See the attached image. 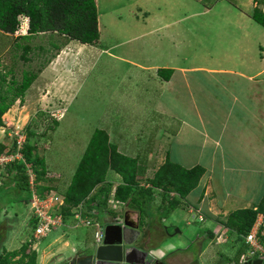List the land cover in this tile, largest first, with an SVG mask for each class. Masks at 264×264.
I'll list each match as a JSON object with an SVG mask.
<instances>
[{
  "label": "rangeland",
  "instance_id": "obj_1",
  "mask_svg": "<svg viewBox=\"0 0 264 264\" xmlns=\"http://www.w3.org/2000/svg\"><path fill=\"white\" fill-rule=\"evenodd\" d=\"M169 1L173 3L177 0ZM184 1L178 0L177 4L184 8L186 5ZM97 4L99 21H101V35L96 45L82 44L75 40L68 41L57 33H40L32 36L29 40H22L19 39L21 35H6L0 31V68L11 72L8 78L11 79L14 76L20 82L26 71L38 74L25 93L23 102L17 100L4 114V123L0 124V141L10 145L15 137L28 136L30 143L36 145V151L45 157L48 169L54 171L55 174L59 172L62 174L60 179H57L59 177L57 175L54 180H51L53 184L55 181L61 182V185H58L60 193L67 189L68 185H64L68 183V180H71L81 156L97 128L107 130L110 141L119 145L128 154H140L137 158L144 161L143 165L146 166L144 174H139L140 184L144 186L147 185V178L153 177L168 151H170L172 160L176 161L183 157L180 153L185 154L188 151V148L182 150L181 146L176 145L177 140L172 138L181 127V120L176 119L183 114L182 111L185 112L188 108L187 90H183L180 94L164 90L160 101L159 89L161 85L158 79L157 82L154 81L156 78L151 80L152 83L149 86L147 71L134 64L159 63L163 66L169 63L170 56L172 59L175 58V63L181 65H197L199 62L203 64L201 54L210 53L208 50L214 51L211 54L220 64H224L226 59H230L224 58V54L230 53L233 56V61L236 62L239 56V43L235 45L231 42L230 46L233 48L228 50L225 48L223 40L219 41L216 36L218 33L220 39H226L227 36L223 34L225 31L231 33L234 30L237 32L234 20L227 11L225 0H222L208 14L201 15L197 17L198 19L189 20L195 26L205 23L203 28H210L212 33L205 31V35L203 32L202 34L194 32L192 36L180 39V47H176L177 41L172 43V40L164 37H159L162 40L158 42L156 38H153L160 36L158 34L157 36L143 35L145 31L165 28V19L158 17L160 15L168 17V7H165L167 0H97ZM172 6L177 8V5L173 4ZM230 6L234 9L233 5ZM205 9V6L199 5L192 10L203 11ZM176 10L178 11V9ZM147 11L152 12L153 19H146ZM181 14L183 15L179 18L168 19V21L181 20L180 18L184 17L185 13ZM184 20L182 18L181 21ZM260 27L263 26L253 21L251 27L247 26L246 29L252 35L257 34L260 41L264 42V29ZM180 28L183 27H178V29ZM222 28H226V30L223 31ZM239 35L244 40V35ZM53 42L59 44L60 48L55 47ZM17 43L31 46L32 49L27 54L28 60L22 58L24 49L17 46ZM253 45L254 42L252 47ZM250 51V55L247 54ZM262 52L264 53V50ZM197 53L198 55H196ZM244 53L245 56H252V53H256L253 57L259 58L260 56V51H253L249 45L248 49L245 48ZM203 57L207 64L209 56L204 55ZM252 60L253 58H250L249 61ZM249 68L245 65L242 70L249 72ZM253 69L252 74L255 77L257 75V80L264 79V59L259 68L260 74H258L259 71L255 72L256 68ZM136 72L137 74H135ZM137 75L142 77L139 78ZM210 76L208 73L206 80ZM216 76L220 77V75ZM206 82L210 85L209 80ZM213 86L215 91L220 92L218 85ZM167 93L174 99H169L166 96ZM202 100L203 104L207 105L208 101ZM163 110L168 111L166 113L168 115L175 111L173 119H170L169 116L166 117ZM191 116L193 117L192 113ZM53 120H57L58 123L55 124ZM190 154L191 151L188 152V156ZM228 160L230 161L229 158ZM232 163L234 170L228 171L226 177L231 175L233 179L227 181V187L219 186L217 188L218 200L222 201L226 197L225 192L228 189L232 193L227 197V200L231 203L235 200L237 204L227 205V213L223 211L219 215L220 219L226 218L230 211L244 206V195L238 191L240 187H243L241 185L243 177H240L243 163H238V160ZM209 164L211 163L209 162ZM251 164L256 165L255 163ZM236 166L241 172L235 170ZM243 168H245L244 172L249 169L244 165ZM212 170L215 178H219L223 172L217 165L213 166ZM3 171L7 172L3 168L0 174L1 252L18 249L33 237L28 221L30 204L26 203L29 202L30 193L14 188V184H8L10 180L7 178L2 186ZM237 179H240L238 183ZM250 189L249 185L245 193ZM188 199L190 200V198ZM94 203L95 201L89 204L93 205ZM110 204L111 202H108V206ZM181 208L180 206L166 215L163 208H159L160 211L157 212V207L153 205L143 212L142 224L147 225L151 230L158 222L168 224V229L173 232V235L175 234L174 238L168 235L158 241L154 239L152 241V248H155L154 253L158 255L168 247V258L165 257V259H168L169 264H232L226 258L233 260L238 255L239 243L235 241L236 235L230 234V230L226 226L223 228L217 225L219 227L216 229L217 238L207 246V241L200 238L202 235L201 225L209 224L210 227H214L216 224L209 219L203 221L198 213L189 214ZM174 211L175 214L181 212V224L175 222L173 217H171L172 220H167ZM118 212L124 213V208L118 209ZM102 213L100 212L98 215L100 220H103ZM90 216L93 217V213H90ZM187 220H190V225L187 224ZM63 228V226H59L56 230H51L52 232L50 231L47 237L40 240L37 245L39 251L56 249L58 244L54 242V239L58 233L63 231ZM66 230L68 229L66 228ZM69 233L78 241L84 238L85 242L88 241V246L91 245V249L94 247L92 245L94 227L80 226L77 230L70 229ZM158 237L156 235V238ZM35 245L33 242L30 249H35ZM202 245L207 247L200 252L199 248ZM176 247L180 248L176 249ZM82 248L85 249L84 246ZM68 255L69 252L65 254V256ZM37 262L38 264H62L61 262L54 263L52 260L45 263V259L40 260L39 255Z\"/></svg>",
  "mask_w": 264,
  "mask_h": 264
},
{
  "label": "crops",
  "instance_id": "obj_2",
  "mask_svg": "<svg viewBox=\"0 0 264 264\" xmlns=\"http://www.w3.org/2000/svg\"><path fill=\"white\" fill-rule=\"evenodd\" d=\"M184 2L186 5L182 8L181 5L177 4L178 0L173 3L172 1L170 2L167 0L165 7H168V17L165 15H160L158 17L165 19V28L163 30L152 29L148 32L145 31L143 35L153 34L154 36H157L158 34L160 36L153 37L156 38L158 42L162 40L159 39V37H164L172 40V43L177 41L178 45H176V47H180L181 38H188L189 36H192L194 32L201 34L202 32L205 34V31L207 33L211 32L210 28H203L205 23H199L195 26L192 25L189 20L194 18L198 19L197 17L208 14L216 7V5L222 2V0H185ZM225 3L227 11L234 20L233 23L237 32L232 30V32L229 33L225 31L226 28H222L221 30L225 31L223 34H225L227 38L220 39L218 33H216V36L219 41L223 40L222 42L228 50L233 48L230 46L231 42L232 44L235 43V45L239 43V56L237 57V62L233 61V56L228 53L224 54V58L230 59H226L227 61L224 64H220V62L215 60L214 55L211 54L214 51L208 50L210 53L201 54L203 64L199 62L197 65H181L179 63H175L176 60L175 58L172 59V56L169 57V63L164 64L163 66L159 65V63L147 65H142L140 63L134 64L136 67L147 71V84L149 86L152 83L151 80L156 78L154 81L157 82L158 79L159 84L161 85L159 89L160 101L162 98L161 95L164 94V90L174 91L175 93L178 92L179 94L183 90H187L188 92V108L185 112L182 111L183 114L176 119L181 120V127L175 135L172 136V138L177 140L176 145L181 146L182 150L183 148H188V151L185 154L183 152L180 153L183 157H181V159L178 158L179 161L175 160L176 162H179L188 168L196 165H202L206 168V172L199 185L193 189L185 199H183L185 203L181 206V210H184L189 214L198 213L199 217L202 214H208L209 216L215 218L222 214L223 211H226L227 213V205L233 203L237 204L235 200H233L232 203L227 200V197L232 193L231 190H226V197L222 201L218 200L217 191L219 186L227 187V181L229 179H233V176L230 175L226 177V175L229 173L228 171L232 172L234 170L232 162H236L237 160L238 163H243L244 166L249 168L248 171L244 172L245 168H243V165L241 167L242 174L240 177H243L241 181V185L243 187H240L238 191L244 195V206L240 208L249 207L252 204L259 203L262 199H264V79L259 78L257 80V75L255 77V75L252 74L254 72V69L252 70V68H256L255 72L259 71L258 74H260L259 68L262 60L264 59V53L262 52V50H264V42L262 40L260 41L257 34L252 35V33L246 29L247 26L251 27L254 21L251 14L257 2L255 0H225ZM173 4L177 5V8L172 6ZM199 5L205 6L206 9L203 11L192 10L195 7H199ZM230 5H233L234 9L231 8L232 6ZM176 9H178L179 12ZM147 13L146 19H153L151 14L152 12L147 11ZM181 13H185L184 17H182L185 19L184 21H181L182 18H180L181 20L179 21H168V19L179 18V16L183 15ZM99 25H101V21H99ZM180 26L183 28L178 29ZM260 28L264 29V27ZM239 34L244 35V40ZM258 40L260 43L257 42ZM253 42L254 45L252 47ZM248 45L253 51H260L259 58L253 57L256 53H252V56H245L244 50L245 48L248 49ZM249 53H251V51L247 54ZM196 55H198V53ZM202 55H206L207 57L209 56L207 64L205 63L206 59ZM250 58H253V60L249 61ZM245 65L250 67L249 72L242 70ZM160 68L173 69V73L169 80L164 79L163 75L158 73ZM200 72L206 73L201 74ZM179 73L180 76H178ZM208 73L211 75L208 77L210 85L206 82L208 81L206 80V75ZM135 74H137V72ZM202 75H205V77H202ZM216 75H220V77ZM137 77L140 78L142 76L137 75ZM213 85H218L220 87V92L215 91V87ZM166 96L169 99H174L169 95V93H167ZM202 99L208 101L207 105L203 104ZM174 112L175 111H172V113L168 115L166 114L168 111L163 110V114L166 117L169 116L170 119H173L172 117L174 116ZM191 113L193 117L191 116ZM117 146L119 151L126 155L131 157L140 156V154L137 153H135V155L128 154L124 149H121L119 145ZM190 151L191 154L188 156V152ZM209 162L211 164H209ZM184 163L192 164L186 166ZM251 163L260 165L256 166ZM216 165L223 171L220 177L218 176L219 178H215L212 170V167ZM238 168L239 167L236 166L235 170H237V172H241ZM59 173L55 174L54 171H50V169H48L47 174H55L56 176L59 175L57 179H60L62 174ZM49 178L51 179L47 184L55 185L57 187L58 185H61L60 181H55V184L51 182V180H54V177ZM70 181L71 180H68V183L64 186L69 185ZM238 181H240V179H237V183ZM106 182H111L114 190L115 187L122 182V177L118 173L110 170L108 172ZM246 184H249L251 187L250 191L247 193H245V190L249 188V185ZM101 186H103V184L99 185L93 191L90 196V200L94 201L93 197H98L95 200V204L97 203L96 206L100 209V211L94 215V217H96L95 219L100 220L98 218L100 212H104L105 214L108 212L109 215H104V213H102L101 217L104 220H107L110 219L111 216H114L115 212L113 209H109V207L104 204L105 198L103 196L99 197V192L102 190ZM171 194L173 195L174 192H171ZM164 196L165 195L161 193H157L154 201H152L151 206H156L158 209L157 212H159V208L163 204ZM158 197L160 202H158ZM188 198H190V200ZM154 202L156 204H153ZM26 203L28 204V201ZM12 207L14 208V206ZM90 207L93 208L94 205H90ZM121 208H124V213H122L123 216L128 214L130 215L131 220L140 225V228L147 227V225L142 224L141 210L136 207H132L128 202H122V206L118 207V209L121 210ZM175 213L176 212L174 211L172 214L173 216H168L167 220L173 219L175 222H180L181 212L178 214ZM171 217L173 218L171 219ZM175 222L174 224H176ZM187 224L190 225V220H187ZM63 227V231L60 234L58 233L54 239V242H57L58 247L56 249L54 248L53 251L48 249L39 251L37 245L40 241L36 243L35 248L38 249L39 259H45V263L51 260L54 261V263H71L76 260L75 264H83L84 259L89 256L91 252V245L88 246V241L85 242L84 238L78 241L73 236L71 237L69 230H77L79 227L72 226L71 222H68V224ZM153 227L154 228L151 230L153 240L157 239L158 241L159 239H163L164 236L168 237V235L171 238L175 237V234L170 235L168 233V231H170L168 229V224H160L158 222ZM66 228L68 230H66ZM156 235L159 237L156 238ZM82 246H84L85 249H83ZM178 248L180 247H176V249ZM166 249L167 250L160 252L158 255L154 253L155 248L152 252L158 258H165L168 256V247ZM67 252H69V255L65 256ZM70 253L72 254L70 255Z\"/></svg>",
  "mask_w": 264,
  "mask_h": 264
},
{
  "label": "trees",
  "instance_id": "obj_3",
  "mask_svg": "<svg viewBox=\"0 0 264 264\" xmlns=\"http://www.w3.org/2000/svg\"><path fill=\"white\" fill-rule=\"evenodd\" d=\"M255 1L257 4L251 16L256 23L264 27V9L262 7L264 0ZM22 14L29 18V32L19 37L22 40H29L32 36L40 33H57L68 41L75 40L88 45H96L100 39L97 0H0V31L6 35H14L18 30ZM52 44L60 48L59 44L54 42ZM17 46L23 47L22 58L28 60L27 54L31 51V46L21 45V43H17ZM9 73L11 72L0 68V124L4 123V114L17 100L23 102L25 93L38 77L37 73L26 71L19 82L14 76L9 79ZM158 73L162 74L164 79L169 80L173 69L160 68ZM53 121L55 124L58 123L57 120ZM15 149V140L10 145L0 141V154L15 151ZM36 150V145L30 143L27 136L22 152L26 163H31L36 173L38 191L47 192L52 189L58 191L59 187L47 184L51 179L47 175V162L45 157ZM26 167L25 162L18 160L4 166V170L7 172H2L4 176L2 177V186L7 178L10 180L8 184H14V188L29 192V176ZM145 167L139 158L119 151L117 144L110 141L107 130L104 128L95 129L73 173L70 184L62 193L65 196L63 209L65 212H69L72 206L87 198H89L88 202H94L98 197L94 196V201H91L90 196L99 185L103 184L99 197L105 198L104 204L106 205L107 199L113 195L115 199L128 202L132 207L141 210L143 216V212L151 207L155 195L161 193L165 196L160 208H163L164 214L167 215L184 205L183 199L199 185L206 172V168L202 165L188 168L172 160L170 151H168L163 163L156 169L153 177L147 178V185L144 186L140 184L139 174H144ZM110 170L122 177V182L114 190L113 184L106 182ZM171 192H174L175 195H171ZM261 212L264 213V199L249 207L232 210L226 218L220 219L221 216L213 218L204 213L205 215L202 214L203 221L209 219L216 225L210 227L209 224H202V235L199 237L206 240L208 246L211 241L217 238L216 229L219 228L217 225L223 228L226 226L230 230V234L236 235L235 241L239 243L237 257L233 260L227 257L226 260L232 264H243L241 259L243 254H246L248 247L245 237L251 231ZM29 219L32 234H34L37 219L31 217ZM33 237L18 249L0 251V264H38L36 248L30 249L34 242ZM36 243L38 242H34V244ZM206 247L200 246V252ZM75 261H72L71 264H75ZM62 264L70 263L63 262Z\"/></svg>",
  "mask_w": 264,
  "mask_h": 264
},
{
  "label": "built area",
  "instance_id": "obj_4",
  "mask_svg": "<svg viewBox=\"0 0 264 264\" xmlns=\"http://www.w3.org/2000/svg\"><path fill=\"white\" fill-rule=\"evenodd\" d=\"M29 29V18L27 15L22 14L20 16V24L16 35H24L28 33ZM27 137L19 135L15 138L16 149L15 151L0 154V173L1 170L8 163L18 160L25 162L27 174L29 176V193H30V216L31 218L37 219V225L34 229V242H39L47 234L59 227L66 226L68 222H71L72 226H91L95 228L94 242L92 245L98 246L103 242L104 229L109 223H123L124 216L119 214L118 207L122 204L121 201L115 199L111 195L107 199L111 204L108 206L109 209H113L115 212L114 216H111L107 220H98L96 217L90 216V213L95 215L100 209L97 208L94 203V207H90L88 199L82 200L79 204L74 205L70 208L69 212H65V196L55 189L47 192H40L37 189L38 182L36 180V173L33 170L31 163H26L22 149L26 142ZM48 177H57L55 174H47ZM107 211V210H106ZM104 213V212H103ZM104 213V215H109ZM113 217V218H112ZM203 219V216H200ZM245 241L248 245L247 252L242 256V261L252 259L258 256H264V213H259L257 220L255 221L251 231L245 237Z\"/></svg>",
  "mask_w": 264,
  "mask_h": 264
},
{
  "label": "water",
  "instance_id": "obj_5",
  "mask_svg": "<svg viewBox=\"0 0 264 264\" xmlns=\"http://www.w3.org/2000/svg\"><path fill=\"white\" fill-rule=\"evenodd\" d=\"M140 237L141 230L126 214L123 223L106 225L103 242L91 249L88 264H145L150 252L136 245ZM243 264H264V256L249 259Z\"/></svg>",
  "mask_w": 264,
  "mask_h": 264
},
{
  "label": "flooded vegetation",
  "instance_id": "obj_6",
  "mask_svg": "<svg viewBox=\"0 0 264 264\" xmlns=\"http://www.w3.org/2000/svg\"><path fill=\"white\" fill-rule=\"evenodd\" d=\"M138 226L139 230H141V237L139 241L136 243L137 246H139L142 249H145L146 251L148 250L150 252V255L147 257V260L145 261V264H169L168 259L166 258H158L156 257L153 252H151L152 248V241H153V236L151 235V229L149 227L146 228H140V225L136 223ZM144 227V226H142ZM167 227V226H165ZM170 235L173 234V232L168 231ZM91 258L87 256L84 259L83 264H88L90 262ZM153 260V261H152ZM152 261V262H151Z\"/></svg>",
  "mask_w": 264,
  "mask_h": 264
},
{
  "label": "clouds",
  "instance_id": "obj_7",
  "mask_svg": "<svg viewBox=\"0 0 264 264\" xmlns=\"http://www.w3.org/2000/svg\"><path fill=\"white\" fill-rule=\"evenodd\" d=\"M262 7H263V9H264V5H262ZM28 32H29V29H28ZM28 34V33H27ZM24 35H26V34H24ZM78 42V41H77ZM174 195H175V193H174ZM94 247H95V245H93ZM258 257H260V256H258ZM258 257H255V258H258ZM255 258H252V259H255ZM249 260V259H248ZM247 261V260H246ZM245 262V261H244Z\"/></svg>",
  "mask_w": 264,
  "mask_h": 264
}]
</instances>
